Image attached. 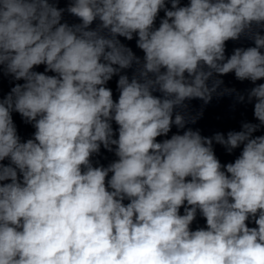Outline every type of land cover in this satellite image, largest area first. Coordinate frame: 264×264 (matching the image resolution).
I'll list each match as a JSON object with an SVG mask.
<instances>
[{
    "label": "clouds",
    "instance_id": "1",
    "mask_svg": "<svg viewBox=\"0 0 264 264\" xmlns=\"http://www.w3.org/2000/svg\"><path fill=\"white\" fill-rule=\"evenodd\" d=\"M57 4L0 0V75L23 81L0 96V264H264V0ZM233 93L258 123L187 127L203 115L187 102ZM214 144L242 150L224 164Z\"/></svg>",
    "mask_w": 264,
    "mask_h": 264
}]
</instances>
